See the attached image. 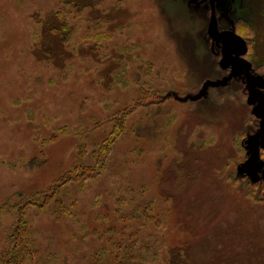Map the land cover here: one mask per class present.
I'll use <instances>...</instances> for the list:
<instances>
[{"label":"rangeland","instance_id":"obj_1","mask_svg":"<svg viewBox=\"0 0 264 264\" xmlns=\"http://www.w3.org/2000/svg\"><path fill=\"white\" fill-rule=\"evenodd\" d=\"M77 2L0 0V252L19 209L27 264L137 242L161 248L148 264H264V0ZM120 112L72 203L28 204L92 164Z\"/></svg>","mask_w":264,"mask_h":264},{"label":"trees","instance_id":"obj_2","mask_svg":"<svg viewBox=\"0 0 264 264\" xmlns=\"http://www.w3.org/2000/svg\"><path fill=\"white\" fill-rule=\"evenodd\" d=\"M72 1L73 3H76L78 6L79 2H77V0H72ZM87 4H90V3H87ZM82 6H78V10L79 8H82ZM64 23L65 25H67L66 22ZM70 34H71V30L69 32V36ZM62 50L64 51L63 48ZM127 114H128L127 112H120L116 116V126H115L116 130L111 134V136H108V138L105 139L99 145L97 151H99L100 154L97 156V158H95V161L92 164H86V163L80 162V164L76 166L77 170L74 171L73 175L69 174L67 176L66 181H62L61 183L57 184L47 193H42L40 195L39 194L32 195L30 197L31 200L29 201L28 204H34L43 209L50 207L56 212L58 207L62 210L68 206V203L69 204L72 203V192L70 191L69 186H71L75 182H78V181L80 182V180H83L84 182L88 183L92 178L96 177L101 172L104 166L105 160H106L105 149L107 147H110L112 143L116 140L118 135L121 133L118 131V129L119 127H121V125H123V120ZM261 150H263L262 154H264V147H261ZM31 201H33V203H31ZM51 201H54V204ZM118 202L123 203L124 198L118 199ZM57 204H58V207H57ZM69 207L75 208V205L71 204L69 205ZM138 207H140V208H137L138 215H140L143 218L149 217V214H147V210L150 211V208H151L150 203H147L143 207L142 206H138ZM19 208L23 209L21 207ZM8 212H13V213L15 212V216L17 217L16 223H17L19 231L15 232V230H17V226H16V229L9 232L8 239L14 243V251H12L11 247L9 246L4 248V250L0 252V264H5L10 259H11V264H27V261L34 258L38 253V250L35 247V244L32 240H29L28 242H24V247H21V249H18V246L20 245V242H21V240L19 239L26 237L29 233V226H30L29 220L26 218V215H23L21 213V210L19 209L15 211H13V209H8ZM67 212L72 213L71 209H69ZM126 212L127 211L122 210L120 213V217L123 219H125V217H128L127 219L131 218L132 216L129 217V215L125 214ZM137 244L138 242L132 243L129 246H127L128 249L126 253L122 257L120 255H117L115 263H112V264H148V262L151 261V258L157 259L158 257H160L161 248H158L155 244H152V246L143 245L141 247L136 248ZM145 248L148 251L144 253ZM103 253L105 252L101 251L99 254H103ZM140 257H146V258L141 259ZM95 260L97 262H102L101 259H98V260L95 259ZM165 264H170V262L166 261Z\"/></svg>","mask_w":264,"mask_h":264},{"label":"water","instance_id":"obj_3","mask_svg":"<svg viewBox=\"0 0 264 264\" xmlns=\"http://www.w3.org/2000/svg\"><path fill=\"white\" fill-rule=\"evenodd\" d=\"M213 12H214V9H213Z\"/></svg>","mask_w":264,"mask_h":264}]
</instances>
